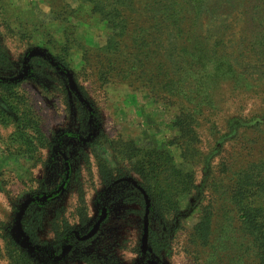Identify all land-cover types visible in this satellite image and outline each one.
Returning a JSON list of instances; mask_svg holds the SVG:
<instances>
[{
	"label": "rangeland",
	"instance_id": "rangeland-1",
	"mask_svg": "<svg viewBox=\"0 0 264 264\" xmlns=\"http://www.w3.org/2000/svg\"><path fill=\"white\" fill-rule=\"evenodd\" d=\"M193 1L209 6L210 32L250 65L251 87L221 85L216 107L199 116L203 162L182 155L192 135L176 123L172 92L130 86L115 70L109 81L99 78L109 58L95 50L113 29L90 4L0 0V83L7 85L0 84V264H254L224 165L245 148L257 155L264 147V131L252 126L264 124V0ZM126 143L167 150L200 186L179 198L177 219L151 218L159 252L148 247L137 184L106 186L98 175L96 155L125 172ZM208 206L213 233L201 246L193 230ZM57 228L68 232L59 237Z\"/></svg>",
	"mask_w": 264,
	"mask_h": 264
},
{
	"label": "trees",
	"instance_id": "trees-1",
	"mask_svg": "<svg viewBox=\"0 0 264 264\" xmlns=\"http://www.w3.org/2000/svg\"><path fill=\"white\" fill-rule=\"evenodd\" d=\"M80 1L90 4L92 11L113 29L106 45L95 50L97 57L109 58L107 68L101 64L99 78L107 82L109 75L115 77L111 73L115 70L118 78L127 80L130 86L155 89L156 95L172 92L179 102L176 123L185 136L192 135L184 143L183 157L189 162L207 160L209 154L205 156L200 151L201 141L196 130L199 116L216 107L215 92L221 85L234 83L239 86L243 81L248 88L251 87L247 81L250 65L240 61L234 51L229 52L226 43L210 32L209 6L202 5V2L195 5L193 0ZM85 52L88 54L89 51ZM1 101L2 98L0 106ZM237 126L235 123L231 129ZM252 126L264 131L260 119ZM189 142H192L191 146ZM246 149L237 160L225 158L224 171L231 179L226 191L238 208L243 234L255 247L254 264H264V147L257 155L250 147ZM123 153L127 163L121 174L96 155L98 175L106 186L125 178L137 184L136 191L147 223L148 247L151 252H159L161 231L153 225L152 219H160L168 213L175 214L177 219L180 215L179 198L200 190V186L194 173L177 167L165 149H140L133 143H126ZM211 210L210 206L205 207L194 226L193 239L197 245L205 246L211 241L214 215ZM34 225L30 223L27 228L32 235L36 231ZM157 226L167 229L164 225ZM58 228L59 237L67 234L68 230Z\"/></svg>",
	"mask_w": 264,
	"mask_h": 264
}]
</instances>
